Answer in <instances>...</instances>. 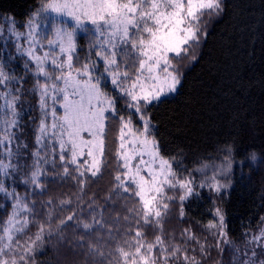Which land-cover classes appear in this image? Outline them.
Instances as JSON below:
<instances>
[{
    "label": "snow or ice",
    "instance_id": "6c2138e0",
    "mask_svg": "<svg viewBox=\"0 0 264 264\" xmlns=\"http://www.w3.org/2000/svg\"><path fill=\"white\" fill-rule=\"evenodd\" d=\"M225 7V0H37L19 25L15 17H2L10 26L7 36L0 27V53H6L0 54V264H35L52 236L54 201L38 210L36 197L45 191L47 166L56 168L57 160L63 177L76 180L80 192L110 160L115 164L108 199L124 200L125 214L115 218L123 223L108 224L105 210L97 214L90 202V219L72 212L57 224L62 232L76 220V227L96 235L87 248L100 264H201L189 255L188 244L199 245L203 256L206 241L190 228L179 240L164 230L170 205L179 200L182 218L184 201L197 185L192 172L181 171L176 158L161 151L151 109L179 94L183 62L197 59L209 23ZM81 33L88 38L86 50L78 42ZM25 116L33 126L31 151L22 139ZM224 153L198 187L217 194L230 187L220 177L232 171V146L225 145ZM250 159L257 160L255 152ZM208 168L195 171L206 175ZM71 203L59 201L61 208ZM205 227L223 252L221 244L230 241L220 208ZM247 243L253 247L240 264H264L256 251L264 255V217Z\"/></svg>",
    "mask_w": 264,
    "mask_h": 264
},
{
    "label": "trees",
    "instance_id": "16d2710c",
    "mask_svg": "<svg viewBox=\"0 0 264 264\" xmlns=\"http://www.w3.org/2000/svg\"><path fill=\"white\" fill-rule=\"evenodd\" d=\"M36 3L37 0H0V26L3 16L15 17L20 24ZM225 5L223 15L209 23V35L196 49L197 59L183 62L179 94L166 97L165 103L151 109L161 151L175 157L181 171L215 157L225 145L233 148L229 189L217 194L206 187H196L184 201V216H180V202L175 201L165 218L164 230L175 234L177 240L183 229L190 228L201 242H207V254L203 256L199 245L188 244L189 255H195L201 264H240L246 259L244 252L250 253L253 247L247 241L258 231L260 218L264 217V163H260L264 159V0H225ZM78 42L87 49L85 34L78 37ZM30 100L35 104L34 98ZM31 115L37 117L38 112ZM24 124L23 142L31 149L33 126L28 116L24 117ZM115 135L114 125L110 144ZM252 152L257 155L256 161L250 159ZM114 175L115 164L110 160L103 174L90 178L84 192H80L76 180L63 177L62 168L46 170L45 191L36 197L37 209L52 199L57 220L52 236L37 253L35 264H100V258L88 255L87 248L97 239L96 235L76 227V220L70 221L62 232L57 230V224L72 212L81 219H90L88 204L94 202L96 213L104 209L107 223L119 227L123 221L117 223L115 218L125 214L124 200L116 196L108 199ZM62 199H71L72 203L61 208ZM217 207L224 215L230 241L221 244L223 252L217 249L216 237L205 227L214 219ZM146 231L151 238L153 230ZM192 248L196 251L192 252ZM256 251L258 259H264L261 250Z\"/></svg>",
    "mask_w": 264,
    "mask_h": 264
},
{
    "label": "rangeland",
    "instance_id": "374dc122",
    "mask_svg": "<svg viewBox=\"0 0 264 264\" xmlns=\"http://www.w3.org/2000/svg\"><path fill=\"white\" fill-rule=\"evenodd\" d=\"M17 25H19V24H17ZM10 26V23H9V21H7V20H4L3 21V23H2V25L0 26V27H3L4 29H5V36H7L8 35V33H7V28ZM20 31H24V29H19ZM80 35H83V33H81ZM79 35V36H80ZM78 36V37H79ZM9 51H12L13 52V54H15L14 53V49H9ZM0 54H2V55H6V53H0ZM17 72L19 73V74H23V69H22V67H20V68H17ZM170 96H173V95H170ZM170 96H168V97H170ZM23 139V138H22ZM33 148H34V146H33ZM33 148H31V149H29V151H31ZM224 149L223 150H221V151H219L217 154H216V156L215 157H213V158H210V159H207V160H205V161H202L201 163H199L198 165H196L195 167H193L192 169H190L189 170V172H192V174H193V176L195 177V184L197 185V187H198V185L206 178V176L207 177H210L211 175H212V172H213V165H215V166H219L221 163H222V161H223V156H224ZM28 162L29 163H31V160L29 159L28 160ZM234 162V161H233ZM237 163V162H236ZM203 164H208L209 165V168L207 169V171H206V175L204 174V173H201V172H197V171H195L197 168H200ZM175 167V166H174ZM232 168H233V165H232ZM47 169H50V170H52V171H58V170H61V167H59V161L57 160V167L56 168H53L51 165H48L47 166ZM46 169V170H47ZM187 174V172H185V175ZM231 176H232V171H231V173L229 174V176L227 177V178H225V177H220V179H221V182H226V181H230V183H231ZM206 188H208L207 186H205ZM195 189H196V187H195ZM194 189V190H195ZM209 189V188H208ZM227 189H229V187L227 188ZM227 189H225V190H227ZM225 190H223V191H225ZM222 192V191H221ZM178 202H179V200H177Z\"/></svg>",
    "mask_w": 264,
    "mask_h": 264
}]
</instances>
